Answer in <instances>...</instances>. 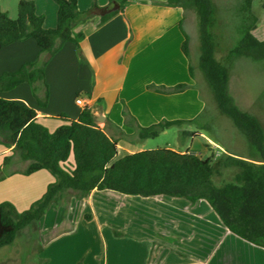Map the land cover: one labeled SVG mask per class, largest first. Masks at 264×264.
I'll use <instances>...</instances> for the list:
<instances>
[{"label":"crops","instance_id":"0c3cea01","mask_svg":"<svg viewBox=\"0 0 264 264\" xmlns=\"http://www.w3.org/2000/svg\"><path fill=\"white\" fill-rule=\"evenodd\" d=\"M34 1L37 12L45 17V26L55 27L56 3ZM111 5L112 0H78L79 10L92 17L75 28L86 34L81 47L65 44L47 65L50 97L46 107L39 105L30 84L2 92L0 97L35 109L39 121L54 131L63 123L54 120L55 116L79 117L84 108L76 99L81 94L99 126L117 140L120 158L143 151L137 147L146 140L139 137V126L193 121L208 110L214 96L191 61V35L186 26V20L192 25L190 7L134 0L101 24L98 9ZM181 23L190 38V59L182 50ZM41 56L32 38L8 45L0 50V76ZM180 83L188 87L179 93L149 88L170 89ZM125 106L128 116L123 113ZM190 134L192 139L197 134L204 136L198 131ZM188 151L193 149L180 152ZM11 154L12 147L0 144V166ZM232 154L247 159L252 153ZM17 163L15 160L13 166ZM25 168L10 169L11 175L0 181V203L9 201L19 212L28 210L55 181L47 170L24 175ZM66 196L29 226H37L38 248L26 254L19 245L16 256L28 257L34 252L36 261L31 264H264V248L231 233L204 199L192 202L110 190H93L83 198ZM12 245L0 248V256H13Z\"/></svg>","mask_w":264,"mask_h":264},{"label":"trees","instance_id":"16d2710c","mask_svg":"<svg viewBox=\"0 0 264 264\" xmlns=\"http://www.w3.org/2000/svg\"><path fill=\"white\" fill-rule=\"evenodd\" d=\"M53 1L58 7L57 23L53 28L45 26V17L37 12L34 0H19L16 19L0 10V50L32 38L43 55L36 62H26L18 70L2 74L0 93L30 84L41 107L47 106L50 97L45 74L47 65L65 44L81 47L86 34L75 28L92 17L91 13L79 10L78 0ZM113 1L119 3V9L101 16V24L123 12L134 0ZM162 1L168 6L196 10L200 35L199 68L219 111L232 120L248 141L251 157L243 159L224 152L217 158L213 151L210 157L204 158L193 151L158 148L118 158L117 140L99 126L88 106L77 119L65 113L55 116L54 120L63 123L50 131L39 121L35 109L23 102L0 97V144L12 147V154L6 156L0 166V181L11 175L10 169L17 157L27 163L22 172L24 175L47 170L55 178L46 193L28 210L19 212L9 201L0 203V248L12 245L21 231L38 223L47 210L52 205H60L67 194L83 198L93 190L142 197H180L192 202L204 199L231 233L264 248V126L256 116L242 110L230 93L229 68L216 56L221 39L214 32L217 26L215 3L213 0ZM245 5L241 37L232 47L231 55L264 61V42L253 33L257 18L250 12L249 0ZM180 28L184 35L182 50L190 59V38L182 23ZM190 72L192 75V68ZM187 87L186 83L170 89L149 85V88L164 93H179ZM123 113L128 116L126 106ZM184 122L174 120L149 127L139 126V137H156L161 130L181 126Z\"/></svg>","mask_w":264,"mask_h":264},{"label":"rangeland","instance_id":"374dc122","mask_svg":"<svg viewBox=\"0 0 264 264\" xmlns=\"http://www.w3.org/2000/svg\"><path fill=\"white\" fill-rule=\"evenodd\" d=\"M18 2L19 0H0V10H9L10 14L5 12L9 14L10 18L16 19ZM213 2L217 11V26L214 32L221 39L216 56L229 68L230 93L242 110L256 116L264 126V61L233 56L230 52L241 37L240 26L245 18L247 0H213ZM249 5L250 12L257 18V27L253 33L257 39L264 42V0H249ZM190 9L192 25L189 20H186V26L191 35V61L194 71L201 73L202 70L198 69L200 56L199 19L196 10L192 7ZM208 103V110L202 116L193 121L185 122L181 126H172L161 130L156 137L138 142L137 147L143 150L170 148L176 151H187L192 148L193 152L204 158L210 157L213 151L217 158L224 152L249 155L251 151L249 143L235 127L232 120L219 111L214 98H211ZM192 131L203 133L204 136L198 135L192 139L190 137ZM216 145L224 147L225 151ZM120 154L122 155L124 152L120 151ZM17 162L16 165L11 166V169L26 167V164L22 163L18 157ZM66 197L69 198V196ZM28 228L21 231L14 245L10 246L13 256H0V264H31L36 261L34 252L32 256L28 257L16 256L19 252L17 249L20 247L19 245L25 247L26 251L23 250V253L26 254L38 248L36 242L37 226Z\"/></svg>","mask_w":264,"mask_h":264},{"label":"water","instance_id":"95a60500","mask_svg":"<svg viewBox=\"0 0 264 264\" xmlns=\"http://www.w3.org/2000/svg\"><path fill=\"white\" fill-rule=\"evenodd\" d=\"M120 7L119 3L117 1H113V5L112 6H107V7H103V8H99L97 11V14L100 16H104L106 14H109L115 10H118Z\"/></svg>","mask_w":264,"mask_h":264},{"label":"built area","instance_id":"2783aa9c","mask_svg":"<svg viewBox=\"0 0 264 264\" xmlns=\"http://www.w3.org/2000/svg\"><path fill=\"white\" fill-rule=\"evenodd\" d=\"M77 104H79L80 106H82L83 108H85L87 106L84 98H82L81 96H78L76 99Z\"/></svg>","mask_w":264,"mask_h":264}]
</instances>
